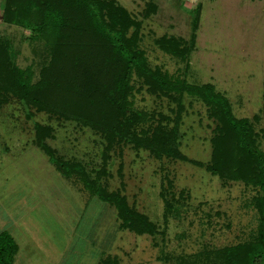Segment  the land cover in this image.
Instances as JSON below:
<instances>
[{"label":"rangeland","instance_id":"obj_1","mask_svg":"<svg viewBox=\"0 0 264 264\" xmlns=\"http://www.w3.org/2000/svg\"><path fill=\"white\" fill-rule=\"evenodd\" d=\"M5 1L0 37L11 42L17 65L33 71L36 81L44 44L32 39L29 28L4 21ZM115 1L140 23L137 47L149 67L173 83L212 84L237 118L254 123L264 152V0ZM171 38L179 42V55L160 44ZM131 81L129 111L147 115L136 133H168L178 123L174 154L128 141L107 149L91 128L37 113L12 97L0 107V232L18 242L15 264H223L226 249L257 236L262 188L207 168L219 129L208 105L174 91L184 106L179 114L177 100L152 92L134 71ZM36 123L51 126L54 137L47 142L80 161L92 178L105 165L100 184L147 216L155 233L122 228L115 207L79 179L62 177L33 144Z\"/></svg>","mask_w":264,"mask_h":264},{"label":"trees","instance_id":"obj_2","mask_svg":"<svg viewBox=\"0 0 264 264\" xmlns=\"http://www.w3.org/2000/svg\"><path fill=\"white\" fill-rule=\"evenodd\" d=\"M3 19L29 28L32 39L43 42L45 53L35 81L33 71L17 65L11 42L0 37V107L12 97L37 113L55 115L91 128L104 137L107 149L114 141H128L135 147L162 149L171 155L178 147V123L168 133L159 128L151 137L147 131L141 133L143 137L136 133L137 125L147 115L129 111V96L134 90L132 72L143 78L152 92H162L177 100L179 114L184 106L180 99L174 98V91L200 97L208 105L210 115L219 121L208 170L223 178L254 183L263 191L257 236L253 242L226 249L223 264H261L264 259V152L259 149L260 134L254 123L249 118H237L227 97L215 92L212 84L190 85L180 80L173 83L159 70L153 71L137 47L140 23L115 0H6ZM131 28L135 30L129 35ZM178 43L174 38L160 41L174 55L181 53ZM254 120L258 121L259 117L254 116ZM34 130L33 144L62 177L79 179L91 195L115 207L122 228L138 234L155 233L156 226L147 216L132 209L118 192H110L100 184L101 178L108 174L105 165L92 178L80 161L59 154L47 142L54 137L51 126L36 123ZM18 251L14 237L7 231L0 232V264H15Z\"/></svg>","mask_w":264,"mask_h":264},{"label":"crops","instance_id":"obj_3","mask_svg":"<svg viewBox=\"0 0 264 264\" xmlns=\"http://www.w3.org/2000/svg\"><path fill=\"white\" fill-rule=\"evenodd\" d=\"M14 237V236H13ZM14 239H15V237H14ZM16 240V239H15ZM17 242V241H16ZM18 243V242H17ZM18 253H19V251H18Z\"/></svg>","mask_w":264,"mask_h":264}]
</instances>
